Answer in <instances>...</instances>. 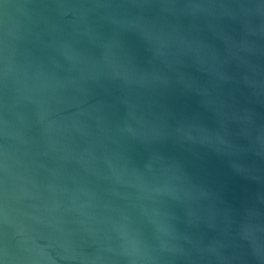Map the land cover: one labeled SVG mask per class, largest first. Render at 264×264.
<instances>
[{
    "label": "water",
    "instance_id": "obj_1",
    "mask_svg": "<svg viewBox=\"0 0 264 264\" xmlns=\"http://www.w3.org/2000/svg\"><path fill=\"white\" fill-rule=\"evenodd\" d=\"M0 264H264V0H0Z\"/></svg>",
    "mask_w": 264,
    "mask_h": 264
}]
</instances>
